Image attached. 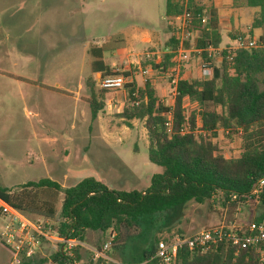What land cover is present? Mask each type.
Listing matches in <instances>:
<instances>
[{"label":"rangeland","instance_id":"374dc122","mask_svg":"<svg viewBox=\"0 0 264 264\" xmlns=\"http://www.w3.org/2000/svg\"><path fill=\"white\" fill-rule=\"evenodd\" d=\"M176 2L187 9L189 0ZM194 2L205 8L207 20L217 17L219 10L232 21L231 29L227 24L226 31L222 30V48H237L229 35L255 42L256 47L259 39L252 34L264 37V27L251 28L258 12L247 0ZM166 8L167 0H0V185L17 189L49 178L71 187L94 177L115 191H143L150 186L151 178L163 168L149 160L144 120H129L123 113L126 106H132L127 90L111 91L106 108L93 119L87 80L92 76L100 85L101 74L92 73L91 49L104 46L106 63L127 82L135 81L142 88L146 80L153 81L160 102L172 105L180 71L202 77V59L194 55V35L179 45L177 65L168 74L153 69L151 63L159 64L173 51L172 28L178 29V23L166 17ZM229 11H233L231 16ZM131 47L135 49L128 55ZM219 53L214 56L217 66ZM216 141L227 158L240 156V134L228 136L220 131ZM54 197L59 213L63 194ZM263 212L259 197L233 208L223 206L217 196L165 214L150 230L160 240L180 233L193 236L220 226H246ZM45 222L55 230L59 217ZM120 231V247L136 244L140 228ZM111 234L116 235L89 232L86 243L103 247ZM54 246L59 247L51 244L44 255L39 252L36 264H53ZM110 251L111 245L106 252ZM12 261L0 238V264Z\"/></svg>","mask_w":264,"mask_h":264},{"label":"trees","instance_id":"16d2710c","mask_svg":"<svg viewBox=\"0 0 264 264\" xmlns=\"http://www.w3.org/2000/svg\"><path fill=\"white\" fill-rule=\"evenodd\" d=\"M247 1L249 6L259 9L252 30L263 28L264 0ZM184 10L176 0H167L168 19H175ZM187 10L192 16L191 31L196 35L194 55L202 59L203 65L213 68V77L185 80L184 70H181L172 106L160 102L150 80H146L142 88L137 87L135 81L124 86L132 106H126L123 113L129 120H144L149 160L163 168L161 174L151 178L146 190L115 191L94 177L71 187H63L49 178L27 182L17 189L0 185V198L29 218L53 221L58 215L55 230L63 240L85 244L89 231L116 233L110 235L111 251L105 252L107 258L83 261L81 247L74 248L70 255L59 246L51 254L53 264H114L112 261L137 264L150 260L160 241L152 236L150 226L156 219L191 202L203 204L220 196L223 206L229 204L236 208L259 197L264 206V187H259V181L264 179V90L261 88L264 84V37L259 38L256 48L217 51L222 44L218 18L207 20L205 8L194 0H189ZM172 30L173 51L159 64L151 63L154 70L164 74L177 65L179 30ZM105 52L104 46L91 49L93 75L100 73L102 78L120 75L106 63ZM217 53L220 56L218 66L214 63ZM87 87L91 93V115L96 119L106 108L107 95L111 91L101 88L92 76L87 80ZM220 131L228 136L241 135L239 157L227 158L222 153L216 141ZM57 193L63 194L59 213L54 197ZM262 220L264 212L255 222ZM133 226L140 228L137 238L134 237L136 244L120 247L117 244L120 229ZM102 249L100 245L96 247L99 252ZM152 264L159 262L154 260ZM170 264L261 263L254 248L244 243L223 242L206 252L184 247Z\"/></svg>","mask_w":264,"mask_h":264},{"label":"built area","instance_id":"2783aa9c","mask_svg":"<svg viewBox=\"0 0 264 264\" xmlns=\"http://www.w3.org/2000/svg\"><path fill=\"white\" fill-rule=\"evenodd\" d=\"M174 20L178 23L180 47H182L186 41H190L194 36L191 31L192 16L185 9L183 14L177 16ZM255 47V42H247L244 38H239L235 49ZM197 52L201 54V51ZM201 68L203 79H211L213 77L212 67L202 64ZM127 83L126 77L122 75L106 76L100 80L101 88L107 91H119L124 89ZM259 187H264V179L259 181ZM0 226L1 241L13 256L11 264H22L24 259L33 258L40 252L44 244H57L70 255L73 254L74 248L84 246V244L76 240L61 239L57 235L56 230L49 226L48 223L43 220L29 218L23 212L6 204L1 198ZM223 242H230L233 245L244 243L254 248L259 254L260 263L264 264V220L260 222L253 221L246 226H220L202 231L193 236H176L171 239H162L157 244L153 258L137 264H152L154 260H157L159 264H170L174 262L179 251L184 247L190 250L206 252L211 247ZM109 247L110 243L104 245L102 252L92 250L93 259L107 258L105 252Z\"/></svg>","mask_w":264,"mask_h":264},{"label":"crops","instance_id":"0c3cea01","mask_svg":"<svg viewBox=\"0 0 264 264\" xmlns=\"http://www.w3.org/2000/svg\"><path fill=\"white\" fill-rule=\"evenodd\" d=\"M254 9H256L255 10V12L254 13H257L258 12V8H254ZM222 11V10H221ZM229 13H230V15L229 16H231V14H233V11H229ZM216 15H217V18H218V20H219V25H220V32H221V35H222V30H224V31H226V25L227 24H230V29L232 28L231 27V25H232V21L231 20H226L225 18H223V17H225V15H226V12H224V11H222V12H220L219 10H217V12H216ZM238 16V19L240 20V16H239V14L237 15ZM231 32H233V31H235L234 29H232V30H230ZM230 32V33H231ZM229 33V34H230ZM235 36V35H234ZM252 36L254 37V38H260V37H263V36H261V35H258V37H256V36H254V34H252ZM237 37V36H236ZM236 37H233L232 35H229V38H230V41L231 42H237V39H235ZM184 45V44H183ZM195 45H196V43H195ZM135 48L134 47H131L129 50H128V55H129V53H130V51L132 52V50H134ZM222 49H224V48H222V47H220L217 51H221ZM216 50L215 51H213L214 53H216L217 52ZM194 52H195V50H194ZM198 53V52H197ZM198 54H200V53H198ZM112 55H114V54H112ZM127 55V54H126ZM127 55V56H128ZM112 65H115V64H112ZM193 78H202V77H199V76H195V77H189L188 76V74L187 73H185V71H184V74H183V79H185V80H191V79H193ZM203 79V78H202ZM178 80V79H177ZM151 81V80H150ZM176 83H177V81L175 82V85L173 86V89H172V95L174 96V99H175V96H176ZM151 84L153 85V81H151ZM58 86V85H57ZM153 87H154V85H153ZM46 89H49V88H46ZM156 90V89H155ZM110 94V93H109ZM109 94L107 95V97L109 96ZM173 104H174V102H173ZM172 104V105H173ZM172 105H170V106H172ZM89 232H93V231H89ZM89 232L87 233V235L89 234ZM95 233H99V232H95ZM101 233V232H100ZM103 234V233H102ZM104 235V234H103ZM106 244H108V243H106ZM100 245V244H99ZM98 245V246H99ZM47 247H51V244H44L43 246H42V251H40V254L41 255H44V249L45 248H47ZM104 247V246H103ZM53 249H56V247L54 246L53 247ZM92 250H96V247L95 246H92V245H90V244H88V243H85L84 244V246L83 247H81V249H80V252H81V255H82V258H83V261H86V260H89V259H91V258H93V253H92ZM40 254H38V255H40ZM38 255H36V256H34L33 258H29V259H24L23 260V262H22V264H36L37 263V260H36V258L38 257ZM82 261V262H83ZM114 264H121V263H117V262H115V261H112ZM11 264V263H10ZM81 264V263H80Z\"/></svg>","mask_w":264,"mask_h":264}]
</instances>
